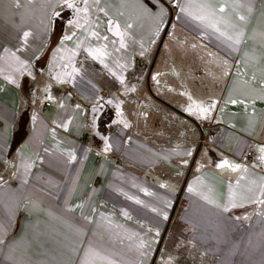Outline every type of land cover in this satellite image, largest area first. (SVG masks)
<instances>
[{
    "label": "crops",
    "instance_id": "obj_1",
    "mask_svg": "<svg viewBox=\"0 0 264 264\" xmlns=\"http://www.w3.org/2000/svg\"><path fill=\"white\" fill-rule=\"evenodd\" d=\"M0 264H264V0H0Z\"/></svg>",
    "mask_w": 264,
    "mask_h": 264
},
{
    "label": "built area",
    "instance_id": "obj_2",
    "mask_svg": "<svg viewBox=\"0 0 264 264\" xmlns=\"http://www.w3.org/2000/svg\"><path fill=\"white\" fill-rule=\"evenodd\" d=\"M195 122H196L199 130L204 134H206L213 125L206 118H196ZM251 156H252L251 150H247L246 151V157L251 158Z\"/></svg>",
    "mask_w": 264,
    "mask_h": 264
},
{
    "label": "rangeland",
    "instance_id": "obj_3",
    "mask_svg": "<svg viewBox=\"0 0 264 264\" xmlns=\"http://www.w3.org/2000/svg\"><path fill=\"white\" fill-rule=\"evenodd\" d=\"M62 14L65 15V13H62ZM63 15L58 17L59 22L64 21L65 17Z\"/></svg>",
    "mask_w": 264,
    "mask_h": 264
}]
</instances>
